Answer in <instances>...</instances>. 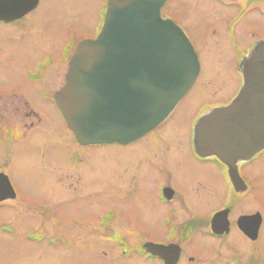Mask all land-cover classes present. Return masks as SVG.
Masks as SVG:
<instances>
[{
  "label": "rangeland",
  "instance_id": "obj_1",
  "mask_svg": "<svg viewBox=\"0 0 264 264\" xmlns=\"http://www.w3.org/2000/svg\"><path fill=\"white\" fill-rule=\"evenodd\" d=\"M105 1L43 0L27 19L28 25L21 23L29 26L28 30L0 25V133L14 127L18 135L25 132L34 120L29 111L44 115L41 105L55 127L53 134L44 131L42 137L12 147V162L4 170L10 174L18 198L0 207V264H146L133 250L130 257H125L122 246L113 241L111 229L102 224V216L117 233L115 237L125 235L122 237L133 249L140 241L163 237L162 227L152 214V207L159 203L156 186L162 181L168 185L178 182L175 172L179 171L165 166L155 174L149 173V167L156 157L164 160L173 155L169 148L182 150L186 136L165 130L132 146H81L67 124L52 113V107L38 103L33 93L37 82L26 76L38 55L48 52L55 56L56 46L71 55L73 42L94 38L102 24ZM237 3L245 7L251 3L254 12L233 29ZM263 11L264 0H172L166 6L163 14L184 28L201 63L192 91L175 110L177 120L198 116L235 98L243 76L238 71L241 57L233 35L239 29L237 34L264 36ZM3 150L0 144V166L6 156ZM182 164L200 169L186 156ZM199 180H191V186L200 194L207 184ZM255 184V199L243 201L240 208L244 212L260 211L264 218V167L257 169ZM192 195L197 197L194 192ZM209 200L205 201L211 206ZM31 231L39 236L49 232L50 237L60 232L72 238L70 242L60 239L53 246L46 240L36 244L27 241L26 233ZM207 243L195 234L188 244V254L205 264L204 257L211 253ZM256 254L255 259L264 264V234L256 243Z\"/></svg>",
  "mask_w": 264,
  "mask_h": 264
},
{
  "label": "water",
  "instance_id": "obj_2",
  "mask_svg": "<svg viewBox=\"0 0 264 264\" xmlns=\"http://www.w3.org/2000/svg\"><path fill=\"white\" fill-rule=\"evenodd\" d=\"M167 1L108 0L99 35L77 45L56 99L81 144L140 140L174 111L196 82L198 54L183 29L162 17ZM36 5L37 0H0V18L9 19L2 13L6 9L10 19H18ZM241 65L240 93L229 105L201 117L194 138L200 155H215L227 164L236 186L241 180L236 163L264 150V40ZM15 197L10 179L0 173V201ZM261 222L257 213L242 217L239 225L255 237ZM144 247L170 264L176 263L173 257L180 250L176 244Z\"/></svg>",
  "mask_w": 264,
  "mask_h": 264
},
{
  "label": "flooded vegetation",
  "instance_id": "obj_3",
  "mask_svg": "<svg viewBox=\"0 0 264 264\" xmlns=\"http://www.w3.org/2000/svg\"><path fill=\"white\" fill-rule=\"evenodd\" d=\"M37 1L38 4L31 10V12L29 11L27 13H23V15L18 19H10L11 12L9 10L7 12L5 9L2 13L8 14L9 19L4 21L0 18V25L11 27L13 29H16L18 26L21 27V23H27V19H29L32 14L42 6L43 0ZM107 1L108 0L105 1V7H103L104 14L101 18L102 24L100 28L96 30L95 34L100 32L99 30H101L103 25ZM171 1L172 0L164 6V9L166 6H169ZM237 5L236 13L233 15V18L235 17L237 21L233 29L236 28V25L238 26V23H241L245 18L249 19L252 12H254V9L252 10L253 5L251 3H249L246 7L243 4L237 3ZM251 19L253 20V18ZM27 25L25 27L22 26V28L24 30H28L29 26L27 27ZM238 31L239 29L237 32ZM10 32L9 34H16V32L13 33L14 31ZM237 32L233 35V39L236 51L240 52L239 55L241 58L238 64V71L241 72V64L243 60L250 55L258 42L264 40V36H258V34H237ZM249 35L253 37L252 40L249 38ZM76 45L77 44L73 42L71 48L72 54L75 51ZM56 50L57 53H55V56L46 52L38 55V57L32 60L30 63L32 68L30 70L29 68L26 70V76L27 80L37 82L33 85V93L36 95L37 101L39 100L38 103L44 102L46 105H50L53 108H51L52 113L54 115H59L60 119L64 121V118L56 104V94L65 84L67 66L72 54L65 55L64 50L61 49L60 46H56ZM191 91L192 89L190 92ZM22 94L27 96L24 92H22ZM186 97L187 95L182 99V101ZM230 101L225 104L221 103L220 105L212 106V108L206 110L198 116L193 115L189 119L185 120L184 117H182V120H177V118L174 117V114L176 113L175 110H177L181 103L180 102L172 114L165 119L161 125L140 139V141L147 140V138H150V136L155 132L165 130L175 132L178 131V133L186 136V146L183 147L182 150H175V147H172L171 149L169 148L173 155L168 156V158H165L164 160L156 157L152 165L149 167L151 171L149 173L155 174L158 171L162 172L165 170V166L166 169L174 167V171H179L178 174L175 172L178 182L174 181V183L172 182V184L168 185L162 181L156 186L155 192H157L159 203L156 204L157 207H152V209H154L152 214L153 219L155 221L157 220L158 224L162 227L163 237L154 241H140L139 243H136L139 247L133 249L132 244H130L127 239L122 237L125 235H121L122 241L126 246L130 247V252L133 250L134 254L142 259L146 264H168L161 256L151 255L144 251L142 246L146 242H154L162 245H178L180 250L175 264H201L202 260H199L187 252L188 244L190 243L191 238L195 237V234L200 235L208 242L206 248L211 253L210 255L204 257L205 264H226V260L229 264H262L255 258H258L256 257V243L264 234L263 215L260 211L244 212L240 207L243 201L249 203L255 199V180L257 176V169L264 167V157L263 159L258 158L264 154V151L256 155L254 158L238 161L236 163L237 173L241 179L239 184L236 186L231 178L230 168H228L224 162L215 156L203 157L197 153L196 149H194L195 145L193 138L195 136V125L200 117L214 107L229 104ZM24 105L27 106L25 103ZM40 108L42 109L44 115L29 111V116H32L31 118L34 120L31 121L30 128H27L25 132L18 135V132L14 127L0 133V144H3L4 147L2 152L5 151L6 153V156H4L1 160L3 166H0V173L4 172L10 177V174L4 169L6 168L5 165L12 162L13 146H17L18 144H21V141H27L29 138L42 137L44 135L42 134L44 131L51 134L54 133L53 130L55 127L50 122V117L46 115L47 112L45 113L42 105ZM1 119L2 116L0 114V120ZM140 141L138 140L137 142L123 146H132ZM183 156H186L189 161L200 166V169L193 170L190 167H184V164H182ZM143 174L144 173L141 171L142 176ZM193 179L197 180V182H200L199 179H202L205 181V185L207 184L202 187L203 191L200 194L196 192V188L193 189L191 186V180ZM192 192H194L197 197H193ZM209 197L211 199L209 201H212L213 203L211 206H208L209 203L205 201L208 200ZM17 198L18 194L16 198L0 202V207L4 203L9 202V200L15 201ZM199 201L200 204H198ZM158 208L160 215L157 213ZM195 211L202 213L195 214ZM257 213L261 214L262 222L260 227H258V233L255 237H253L240 227L239 220L244 216H252ZM219 215H221V217L218 220L217 216ZM100 220L102 224L105 225L106 229H111V234L113 229L111 224L109 223V225H106L107 221L103 218V216L100 217ZM251 228L254 229L255 225H250V229ZM59 233L60 232H58L57 235H52L51 237L48 235L49 232H45L43 235L49 240H54L56 238L55 240L57 242L60 241V239L70 242V238L72 237L64 236L63 233L60 235ZM130 256L131 255H129V257Z\"/></svg>",
  "mask_w": 264,
  "mask_h": 264
}]
</instances>
